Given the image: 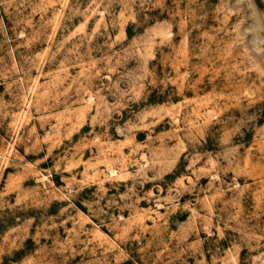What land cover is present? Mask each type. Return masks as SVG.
<instances>
[{"label": "rangeland", "instance_id": "rangeland-1", "mask_svg": "<svg viewBox=\"0 0 264 264\" xmlns=\"http://www.w3.org/2000/svg\"><path fill=\"white\" fill-rule=\"evenodd\" d=\"M0 264H264V0H0Z\"/></svg>", "mask_w": 264, "mask_h": 264}]
</instances>
